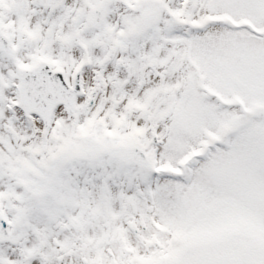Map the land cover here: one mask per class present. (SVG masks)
Segmentation results:
<instances>
[{
    "label": "snow or ice",
    "instance_id": "snow-or-ice-1",
    "mask_svg": "<svg viewBox=\"0 0 264 264\" xmlns=\"http://www.w3.org/2000/svg\"><path fill=\"white\" fill-rule=\"evenodd\" d=\"M0 264H264V0H0Z\"/></svg>",
    "mask_w": 264,
    "mask_h": 264
}]
</instances>
